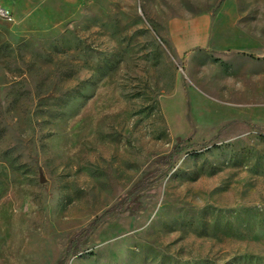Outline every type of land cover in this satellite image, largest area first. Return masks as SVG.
I'll list each match as a JSON object with an SVG mask.
<instances>
[{
  "label": "rangeland",
  "instance_id": "rangeland-1",
  "mask_svg": "<svg viewBox=\"0 0 264 264\" xmlns=\"http://www.w3.org/2000/svg\"><path fill=\"white\" fill-rule=\"evenodd\" d=\"M7 7L0 264H264V0Z\"/></svg>",
  "mask_w": 264,
  "mask_h": 264
},
{
  "label": "trees",
  "instance_id": "trees-1",
  "mask_svg": "<svg viewBox=\"0 0 264 264\" xmlns=\"http://www.w3.org/2000/svg\"><path fill=\"white\" fill-rule=\"evenodd\" d=\"M254 58V57H253ZM190 146H183L182 143H178L173 150L170 152L166 160L169 161L170 168L173 170L174 164L177 158H179ZM79 238H73L66 250L64 258H62L58 264H68L69 260L79 252Z\"/></svg>",
  "mask_w": 264,
  "mask_h": 264
},
{
  "label": "built area",
  "instance_id": "built-area-1",
  "mask_svg": "<svg viewBox=\"0 0 264 264\" xmlns=\"http://www.w3.org/2000/svg\"><path fill=\"white\" fill-rule=\"evenodd\" d=\"M0 20L5 22H12L14 20L13 12L0 4Z\"/></svg>",
  "mask_w": 264,
  "mask_h": 264
},
{
  "label": "crops",
  "instance_id": "crops-1",
  "mask_svg": "<svg viewBox=\"0 0 264 264\" xmlns=\"http://www.w3.org/2000/svg\"><path fill=\"white\" fill-rule=\"evenodd\" d=\"M0 4H2L4 7L8 8L7 5L9 4V0H0Z\"/></svg>",
  "mask_w": 264,
  "mask_h": 264
}]
</instances>
